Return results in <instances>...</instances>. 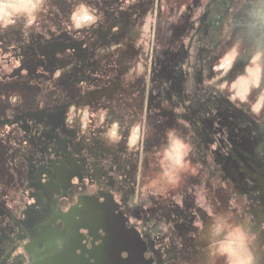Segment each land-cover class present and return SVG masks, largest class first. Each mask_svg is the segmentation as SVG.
Returning <instances> with one entry per match:
<instances>
[{"label":"rangeland","instance_id":"rangeland-1","mask_svg":"<svg viewBox=\"0 0 264 264\" xmlns=\"http://www.w3.org/2000/svg\"><path fill=\"white\" fill-rule=\"evenodd\" d=\"M0 6L1 250L45 228L37 173L71 158L104 166L161 264H264V0ZM70 37L79 58L37 51Z\"/></svg>","mask_w":264,"mask_h":264},{"label":"flooded vegetation","instance_id":"flooded-vegetation-1","mask_svg":"<svg viewBox=\"0 0 264 264\" xmlns=\"http://www.w3.org/2000/svg\"><path fill=\"white\" fill-rule=\"evenodd\" d=\"M106 32V29L98 28L102 42H105ZM83 45V40L76 37L56 38L38 46L37 51L59 63V55L65 51L79 58ZM108 170H112L111 167ZM53 171L55 178L51 174L37 173L38 180L45 178L39 181L53 195L51 204L54 207L43 223L45 228L35 233L27 232L25 240L15 239L4 250L0 249V264H32L39 251L56 255L57 251L63 254L70 248H74L77 254L86 252V249L119 248L127 246L129 239L133 240L135 252L143 255L136 264H161L157 236L144 231L133 221L125 209L123 197H118L108 186L109 177L102 182L103 165L85 170L82 163L67 158L59 161ZM41 192L37 196L36 210L43 212L49 202ZM113 221L121 231H111ZM132 227L137 230V235L127 231ZM85 256L88 257V253ZM121 256L126 257L127 252L122 251Z\"/></svg>","mask_w":264,"mask_h":264},{"label":"water","instance_id":"water-1","mask_svg":"<svg viewBox=\"0 0 264 264\" xmlns=\"http://www.w3.org/2000/svg\"><path fill=\"white\" fill-rule=\"evenodd\" d=\"M110 228L111 231H121L116 221H113ZM127 231H133L137 235L135 232L137 230L133 227ZM127 243V246L119 248L109 246L91 251L86 249V252L80 254H77L74 248L66 250L63 254L57 251L56 255H48L47 251H39L32 264H136L139 259L143 258V255L141 252H135L133 240L129 239ZM122 251L127 252L126 257L121 256ZM85 253H88L89 256L86 257Z\"/></svg>","mask_w":264,"mask_h":264}]
</instances>
